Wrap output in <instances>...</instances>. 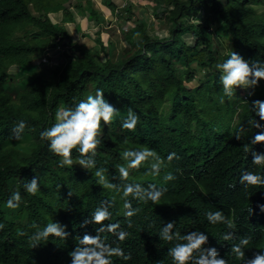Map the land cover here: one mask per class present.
<instances>
[{"label": "trees", "instance_id": "obj_1", "mask_svg": "<svg viewBox=\"0 0 264 264\" xmlns=\"http://www.w3.org/2000/svg\"><path fill=\"white\" fill-rule=\"evenodd\" d=\"M60 1L54 8L70 0ZM155 1L158 6H173L166 9L164 17L156 11L157 17L167 21L166 37H146V23L138 21L134 29L123 30L125 35L120 38L118 23L106 25L102 14L91 6L89 14L98 25L97 38L91 41L98 45L97 50L96 46L74 43L70 61L52 69L33 65V60L57 38L69 39L66 29L47 18L52 0H0V223L4 224L0 230V264H71L69 253L76 246L75 237L85 232L95 235L97 227L80 225L101 201L113 198V215L106 223L119 222L130 235L123 242L112 234L104 235L109 243H119L131 253L130 260L114 258V264H157L161 260L171 264L167 256L171 245L158 237L161 225L169 221H175L182 234L199 230L216 244L229 243L222 236L230 230L225 225L210 224L208 211L219 209L234 215L236 234L243 231L244 224L256 229L258 222L264 223V213L258 207L264 205V190H244L236 181L247 151L235 137L239 127L248 128L247 122L253 119L251 102L264 101V80L246 100L235 96L221 103L220 73L215 69V64L227 59L231 51L245 60L264 62V10L260 9L264 1ZM104 2L113 9L118 22L127 21L129 10L118 12L109 1ZM102 32L118 37L114 42H125L117 60L110 52L114 42L108 37L109 43L104 46ZM216 32L228 38L227 54L221 51L225 47L221 38L215 44ZM137 33L145 36L138 41L134 38ZM190 37L194 42H187ZM193 64L205 72L202 79L191 68ZM193 81L195 87L188 88L186 83ZM97 89H102L105 98L121 110V117L105 126L96 157L98 167L108 169L109 178L119 175L118 165L125 163L120 158L124 148L148 146L164 158L172 152L180 158L165 170L177 177L167 183L163 172L160 177L144 175L146 166L130 170L129 182L167 188L159 204L132 201L140 211L131 218L123 214L120 194L96 182L95 169L87 173L75 162L59 167L61 158L39 138L41 131L55 123L59 108L72 107L95 95ZM128 107L139 116L134 131L121 127ZM236 108L242 109L240 114ZM21 120L27 127L23 139L15 140L12 129ZM246 138L249 144L247 134ZM78 157L74 151V161ZM34 176L39 178L40 191L32 196L24 183ZM15 191L21 193L22 203L18 209H8L6 201ZM253 211L256 216L251 217ZM52 219L67 226L71 236L66 241L50 238L31 248L28 236L18 235L19 231L30 235L33 222L44 226ZM129 219L131 228L127 227Z\"/></svg>", "mask_w": 264, "mask_h": 264}, {"label": "clouds", "instance_id": "obj_2", "mask_svg": "<svg viewBox=\"0 0 264 264\" xmlns=\"http://www.w3.org/2000/svg\"><path fill=\"white\" fill-rule=\"evenodd\" d=\"M56 0H52L53 6L50 7L47 13L48 20L53 24L66 29L69 34V39L62 40L57 38L52 45L45 47V50L33 60V65L37 67H48L55 69L66 65L75 52L72 49L74 43H86L83 39L94 40L97 38L98 25L92 20L88 7L93 8L91 0H70L64 6L54 8ZM115 7V11H124L129 14L127 21L124 23L122 19L116 18L113 9L109 8L104 0L99 3L108 9L107 15H111L112 19L107 20L102 12L105 24L110 22L118 23L116 31L121 33L120 38L125 34L123 30L134 29L138 21L146 23V37L151 36L149 33L150 26L157 27L160 22L156 18L166 21L165 18L156 16V11H159L160 16L164 17L167 10H172L173 6L160 5L158 6L155 0H107ZM60 2V0H57ZM86 3L88 7L86 8ZM80 4V5H79ZM94 9V8H93ZM30 10L34 14L33 8L30 5ZM95 10V9H94ZM163 11V14L162 12ZM149 14L148 21L141 17ZM126 15V13H125ZM127 16V15H126ZM57 19V20H56ZM90 19L91 32L81 35L75 33L71 35L70 25L73 27L75 22L81 23L84 20ZM148 22V23H147ZM167 22V21H166ZM121 24V26H120ZM120 27V28H119ZM106 29L107 27H103ZM160 33H157V35ZM143 35V36H145ZM110 37L108 33L102 32L100 37L104 41V46L109 43L104 39ZM141 34H134V38L138 41L143 37ZM164 34L163 37H166ZM159 37V38H163ZM191 39V40H190ZM215 39V36H214ZM108 40V39H107ZM82 41V42H80ZM72 42V44H70ZM89 47L97 46L93 41ZM188 43L194 42L193 37L187 38ZM146 43L143 42V44ZM123 40L114 42L110 47L116 52L110 51L112 58L117 60L119 52L125 47ZM139 47V46H138ZM145 51V46H143ZM140 50V49H138ZM137 50V51H138ZM227 54V47L222 50ZM230 52V51H229ZM225 54V55H226ZM104 53H101V59ZM100 56V54H99ZM80 53H77V58H80ZM197 65V64H196ZM192 68V66H191ZM193 69V68H192ZM215 69L220 73L219 82L222 86L221 103H224V98L231 100L237 96V99L246 100L248 96L254 95V91L259 87L264 80V62L256 60L248 61L241 57L235 51H231L228 58L222 62L215 64ZM18 71L17 69H14ZM188 71V69L185 68ZM198 78L201 75H198ZM191 83V82H190ZM187 85V83H186ZM188 88L189 85H187ZM195 86H192L194 88ZM249 104L247 101H243ZM251 110L253 111V119L249 120L248 128L241 125L236 132V139L240 140L247 151L246 163L236 175L238 185L244 190L259 189L264 190V101L254 100L251 102ZM237 113H241V108H236ZM118 117H121V110L111 104L104 95L102 89H97L95 95H88L86 99L79 101L72 107H61L55 114V123L45 128L40 132L39 138L41 141L47 142L48 149L53 155L60 157L59 167L72 166L74 162L85 172L89 173L95 169L94 176L96 182L105 190H109L120 194V199L123 201V214L125 217L131 218L136 216L140 209L134 208L132 201L142 202L147 204L149 201L153 204H159L165 196L167 188L149 183L146 186L138 182H129L130 170L140 169L146 166L144 175L151 177H160L162 172L163 181L165 183L174 181L177 177L171 171H165L169 168L174 160H179L175 152L169 153L166 158L162 157L155 149L148 146L138 148H124L120 153V158L125 162L118 165V176L109 178L108 169L98 167L96 157L98 149L103 144L104 128L111 124ZM139 123V116L131 107L126 109V115L123 117L121 127L128 131H134ZM27 127L25 121L21 120L12 129V138L22 140L24 131ZM247 134L249 144L244 136ZM127 143V141H125ZM78 152L79 157L74 161L73 152ZM177 171H180L177 169ZM119 181V182H116ZM26 192L35 196L40 191V181L37 176H34L30 181L24 183ZM69 197L72 193L69 191ZM23 197L19 191H15L6 201L8 209H18L22 203ZM115 198L112 200H103L99 206L95 208L89 218L84 219L80 227H86L89 224L96 225L95 235L85 232L83 236H76V246L69 253L71 264H114V258L122 260H130L131 253H126L119 243H109L105 233L114 235L118 241H125L130 233L121 226L119 222L106 223L111 220L112 209L115 206ZM261 212L264 213V205L258 206ZM261 215V214H260ZM250 216H256L255 211L250 213ZM207 221L212 225H225L227 231L223 234L222 239L230 241L229 243L216 244L211 241L204 232L196 230L182 234L175 221L163 223L160 227L158 237L160 241L167 242L171 246L167 249V256L171 258V264H264V223L258 222L259 227L254 229L248 224H244L242 232L233 231L236 227L235 216L226 215L223 211L217 209L206 213ZM154 226V225H150ZM127 227H132V222L129 219ZM4 224L0 223V230H3ZM31 228L34 231L29 235L23 231H19L18 235L28 236L29 245L31 248L40 246L43 242H47L50 238H56L66 241L71 233L67 231V226L59 222H54L53 219L41 226L33 222ZM207 228V226L205 227ZM157 264H164V261H158Z\"/></svg>", "mask_w": 264, "mask_h": 264}, {"label": "rangeland", "instance_id": "obj_3", "mask_svg": "<svg viewBox=\"0 0 264 264\" xmlns=\"http://www.w3.org/2000/svg\"><path fill=\"white\" fill-rule=\"evenodd\" d=\"M122 1H124V0H122ZM260 1H264V0H260ZM55 2H57V0L55 1ZM260 9L261 10H264V2H262V4L260 5ZM105 17H106V19L107 20H110V19H112V17H111V15H104ZM141 17H144L147 21H148V19H149V14H146V16H142V14H141ZM91 18H92V16H91ZM157 19V21L158 22H160L159 24H157V27H154V26H150V24H154V22H151V23H149L148 25H149V27H147L148 29H149V33L151 34V36H158V37H163V35L164 34H167V27H168V24H167V22L166 21H164V20H162V19H158V18H156ZM57 20V19H56ZM148 23V22H147ZM120 28V27H119ZM124 31H127L126 29L124 30ZM157 33H160V34H158L157 35ZM110 38L112 39V41L114 42L118 37H114V38H112L111 36H110ZM218 38H221L222 40H223V43H224V45L227 47V50H229L230 49V43L228 42V38L227 37H225V36H223V35H221L220 33H218V32H216L215 33V39H214V41H215V44H218ZM93 39H95L94 37H93ZM104 39L106 40V42H107V37L106 36H104ZM191 40V39H190ZM87 42L88 43V45H92V42L90 41V40H88V39H83V42ZM80 42H82V41H80ZM118 50V48L117 49H114V50H112V51H114V52H116ZM192 68H194V69H196L199 73H198V75H203L205 72L203 71V70H201L200 68H199V66L198 65H196V64H193L192 65ZM182 67H179V70L180 71H182ZM184 72L185 73H187L188 71L187 70H184ZM195 84H196V81H193L192 83H187V85H189V87L191 88L192 86H195Z\"/></svg>", "mask_w": 264, "mask_h": 264}, {"label": "crops", "instance_id": "obj_4", "mask_svg": "<svg viewBox=\"0 0 264 264\" xmlns=\"http://www.w3.org/2000/svg\"><path fill=\"white\" fill-rule=\"evenodd\" d=\"M86 1V0H85ZM93 2V0H91ZM100 0H94V3H93V8L96 10V11H101L103 10V13L107 15L108 13V9L105 8L104 6H102L100 3H99ZM88 7V4L86 3V8ZM90 24V19H87V20H84L82 21L81 23L79 22H75V25H73V27H71L70 25V33L71 35L73 36H76L75 33H78V34H81V35H84V34H87V32H91L92 30H89L91 27H87V25ZM86 29H87V32H86Z\"/></svg>", "mask_w": 264, "mask_h": 264}]
</instances>
